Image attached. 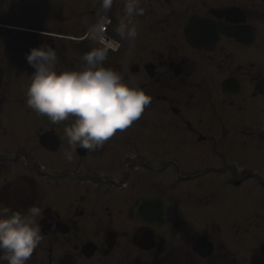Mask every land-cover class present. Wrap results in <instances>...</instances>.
Masks as SVG:
<instances>
[{
    "label": "flooded vegetation",
    "instance_id": "obj_1",
    "mask_svg": "<svg viewBox=\"0 0 264 264\" xmlns=\"http://www.w3.org/2000/svg\"><path fill=\"white\" fill-rule=\"evenodd\" d=\"M6 1L0 0V7ZM154 1L170 8L143 6L142 22L149 30L165 34L160 44L175 50L154 51L147 60L132 64L131 71L143 73L139 85L152 101L127 129L117 130L94 152L77 148L68 162L64 127L69 121L47 124L40 133H48L44 143L39 135L41 157L30 151L28 140L22 142L23 133L10 149L8 140L18 133L6 125L0 127V137L7 143L5 151H0V201L13 209L37 204L42 210L38 221L43 223L42 240L27 264H200V260L250 264L246 254L238 255L241 247L264 255V242L257 243L260 236L248 232L254 219L263 217L258 214L250 217L244 231L223 234V240L241 242L235 251L226 242L220 254L215 243L208 257L195 253L193 241L200 233L188 236V247L171 241L169 247H160V239H167L162 228L167 227L165 234L190 233H178L173 227L180 218L173 210L179 179L189 182L207 176L206 187L220 190V200L228 209L264 203V172L258 169L264 167V0H217L216 6L200 0L196 7L181 10L173 3L182 5L184 0ZM25 6L27 16L29 0ZM192 27L218 28L219 35L214 43L204 37L202 45L195 46L188 37ZM40 28L30 23L0 24L4 42L0 53L6 58V62L0 60V83L14 73L15 79L17 74L19 79L22 73L31 75L34 69L26 54L45 43L56 50L59 69L81 67L70 56L74 49H84L81 42L58 43L50 30ZM105 65L129 78L119 59L110 57ZM214 72L220 76L218 121H193V104L203 109L213 99L207 80ZM17 89L18 85L12 92L1 88L5 94ZM5 94L0 95L4 102L0 115L18 114L20 108L6 104ZM192 97H197L194 103ZM247 187L254 188L247 194L240 191ZM147 198H159L166 205L167 217L161 226L135 213ZM148 235L154 238V248L141 247Z\"/></svg>",
    "mask_w": 264,
    "mask_h": 264
},
{
    "label": "clouds",
    "instance_id": "obj_2",
    "mask_svg": "<svg viewBox=\"0 0 264 264\" xmlns=\"http://www.w3.org/2000/svg\"><path fill=\"white\" fill-rule=\"evenodd\" d=\"M115 0H100L94 21L85 19L90 51L81 57L82 67L59 69L56 50L48 44L34 47L26 54L34 69L26 90V105L52 124L65 121L68 149L64 158L72 162L79 149L94 152L102 148L117 130L127 129L140 118L152 97L132 78L105 65L110 51L121 41L133 43L138 37L135 17L144 15L140 0H123V15L115 27L119 40L106 31L112 24L109 13ZM41 207L13 209L0 201V264H27L41 243Z\"/></svg>",
    "mask_w": 264,
    "mask_h": 264
},
{
    "label": "rangeland",
    "instance_id": "obj_3",
    "mask_svg": "<svg viewBox=\"0 0 264 264\" xmlns=\"http://www.w3.org/2000/svg\"><path fill=\"white\" fill-rule=\"evenodd\" d=\"M183 1V0H181ZM28 0H11L1 2L2 6L0 7V18L3 21H0L2 25H12L13 22H20L23 24H32L34 26L41 27L40 29L50 30L54 34L56 38V42L64 43L62 40H77L78 37L83 36L86 33V26L84 24V20L87 19L89 22H92L96 19L97 13L100 10V0H29V11L26 16L25 13V4ZM176 1H174L175 3ZM173 7L177 10H181L183 8H192L196 7L195 5L200 4V0H184L182 5H179L180 2L177 1V4ZM211 5L216 6L218 4L217 0H209ZM5 4V5H4ZM22 10H18L15 5ZM23 5V6H22ZM140 6L150 7V8H162L163 10L169 9V5L158 6L155 4L154 0H140ZM201 7V6H199ZM200 9V8H199ZM115 21L113 26V32L116 35L114 28L117 26L119 22V18L123 15V0H115L111 12L109 13ZM33 18V21H31ZM135 23L138 29V37L133 43H129L128 41H123L124 45L119 53L111 54L109 57L113 59H119L122 63L124 71L128 76L135 80L136 83L140 84L143 81L144 76L142 74L135 73L131 71L132 64L141 62L143 59H148L150 56H153L154 51L164 50L167 53H170L175 50V48H167L165 44H160V41H165V34L160 33L158 31L153 32V30H149L147 23L142 22V18L140 16L135 17ZM181 35V34H180ZM117 36V35H116ZM118 37V36H117ZM66 38V39H65ZM73 38V39H72ZM168 40V38L166 39ZM181 40L183 41V37L181 36ZM68 42V41H67ZM78 42V41H77ZM87 45L90 44L89 40L86 41ZM4 45L3 39L0 37V51L1 46ZM83 47V45L81 44ZM90 46V45H89ZM91 47V46H90ZM183 47V46H182ZM183 49H188L187 47H183ZM85 49H80V51L74 49L72 53H70L71 57H73L74 61H77L82 67L81 57L87 51ZM6 58L0 53V60L6 62ZM20 72V71H19ZM18 73V71H17ZM21 73V72H20ZM23 77L20 76V79L17 74V78L15 79V73L12 74L10 79H3L0 83V95L3 96L5 93L1 90V88L6 87L7 90H12L16 88L18 85V89L15 90L13 94L8 93L6 91L5 97L7 101L6 104L10 106H18L21 111L18 114H11L12 116H1L0 115V127L2 125H6L10 132L18 133L16 137L12 140H8L9 148L13 149V145H16L20 140L19 133L26 137L22 142L28 140L30 145V151L35 155L38 154L39 157L43 155L42 150L39 148V135L42 131L45 130L50 121L46 116H41L36 112L27 110L26 105V90L28 84L30 82V74L26 75L22 73ZM18 79V80H17ZM220 76L217 72H214L211 77H208L207 84L213 90V99L206 103L203 106V109L197 107L194 103L193 97L190 101H192L194 106L191 107L192 110V119L193 121H202L205 124H210L211 122L218 121V86H219ZM206 84V86H207ZM141 86V85H140ZM213 104H216L213 106ZM4 105L3 99L0 98V110L3 108L1 106ZM203 118V119H202ZM3 123V124H2ZM8 124V125H7ZM5 137V136H2ZM22 137V138H23ZM7 144L4 138L0 137V151H5V147ZM2 154V153H0ZM35 157V156H34ZM8 162V161H7ZM11 164V162H8ZM259 172H264L263 166H258ZM164 173V171L162 172ZM185 178L178 180L177 182V197L178 202L176 207L173 209L175 216L186 218L191 223V230L189 234L186 235H177L174 231H168L167 227L162 228L161 234L163 233V237L167 238L166 240L160 239V247L165 248L169 247L171 242L178 245V247H182L181 245L190 246L188 244V236L191 234H199V233H208L212 236L215 245L217 246L216 254H220L223 249L222 245L227 242L231 251L237 250L238 244L241 243L237 239L236 240H223V234L229 232H242L249 226L250 217L258 214L259 219L252 222L254 223L251 230L248 232H253L259 235V241L257 243L264 242V203L262 206L251 205L249 207H241L239 208H229L222 204L220 200V195L223 194L221 191L216 189V187L207 188L205 182L207 183V176L205 177H194L193 180L189 182ZM251 182L248 183V186H251ZM254 188V187H252ZM252 188H241L240 191L247 194L249 190ZM245 189V190H243ZM239 219V224H234V219ZM263 219V220H261ZM252 244L256 241L252 240ZM244 249V247H241ZM239 249V256L243 254L247 255V259L251 264H264V255H260L253 248L249 250H241ZM251 261H250V260ZM212 264L213 261H204L200 260V264Z\"/></svg>",
    "mask_w": 264,
    "mask_h": 264
},
{
    "label": "water",
    "instance_id": "obj_4",
    "mask_svg": "<svg viewBox=\"0 0 264 264\" xmlns=\"http://www.w3.org/2000/svg\"><path fill=\"white\" fill-rule=\"evenodd\" d=\"M195 24H198L195 22ZM203 30L201 27H194L191 28V31L189 33V37L192 43L196 45H202L201 41H203L205 38H210L209 41H215L216 37L219 35L218 28H211L207 31ZM232 34V32H228V34ZM205 37V38H204ZM198 43H197V42ZM48 133H45L41 136L42 141L44 142V138L47 137ZM56 148V146L54 147ZM157 203H154V200L152 198L142 201L141 204L137 207L136 212L140 214L143 218L148 219L152 221L156 225H160L161 222L165 221L166 218V208L163 203L160 201H156ZM43 224V223H42ZM175 229L178 231H187L189 229V225L184 220H178L174 224ZM143 247L145 248H152L155 245V242L153 241L152 236H146L142 242ZM194 250L202 255H209L213 247L211 246V243L207 239V237L202 236L198 238L194 243Z\"/></svg>",
    "mask_w": 264,
    "mask_h": 264
}]
</instances>
